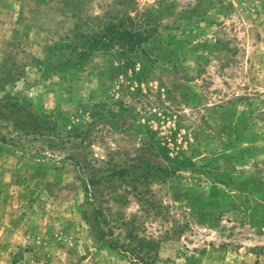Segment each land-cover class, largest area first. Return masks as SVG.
<instances>
[{"label":"rangeland","instance_id":"374dc122","mask_svg":"<svg viewBox=\"0 0 264 264\" xmlns=\"http://www.w3.org/2000/svg\"><path fill=\"white\" fill-rule=\"evenodd\" d=\"M125 13L148 36L138 51L46 67L49 46ZM1 74L0 99L45 132L0 122V264H139L84 209L120 245L156 241L154 264H264V0H0ZM76 153L150 174L91 185Z\"/></svg>","mask_w":264,"mask_h":264},{"label":"trees","instance_id":"16d2710c","mask_svg":"<svg viewBox=\"0 0 264 264\" xmlns=\"http://www.w3.org/2000/svg\"><path fill=\"white\" fill-rule=\"evenodd\" d=\"M99 22L98 25H101V27H98V30L91 34L78 31L72 35L73 40L69 44L49 46L44 61L46 67L67 68L80 66L90 59L95 52L108 50L118 44H121L130 53H134L148 39L146 31L138 26L128 13H125L123 19L117 24L105 23L101 20ZM7 78L5 74L0 75V92L3 90ZM0 122H3L6 127L11 126L14 130L20 132L18 136L22 137L32 136L36 138L37 135H42L45 132L41 121L33 117L23 105L7 95L0 99ZM6 140V137L0 134V144H6ZM79 158H81V153H76L71 155L69 160L76 167L87 171L90 174L88 183L95 186H108L112 189H118L124 185L135 186L150 174L149 170L142 169L151 165L145 160L140 161L139 166L123 167L113 165L105 168H94L86 162L82 163ZM140 169L141 171H139ZM82 217L98 234L99 240L110 249L129 254L139 264H154L152 256L156 254L158 243L153 239L128 235V243L120 245L112 239L113 231L109 228L101 210L89 211L84 209ZM123 248L126 250H123Z\"/></svg>","mask_w":264,"mask_h":264}]
</instances>
